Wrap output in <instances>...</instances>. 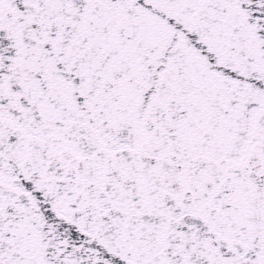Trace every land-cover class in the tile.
Wrapping results in <instances>:
<instances>
[{
    "label": "snow or ice",
    "instance_id": "1",
    "mask_svg": "<svg viewBox=\"0 0 264 264\" xmlns=\"http://www.w3.org/2000/svg\"><path fill=\"white\" fill-rule=\"evenodd\" d=\"M0 264H264V0H0Z\"/></svg>",
    "mask_w": 264,
    "mask_h": 264
}]
</instances>
